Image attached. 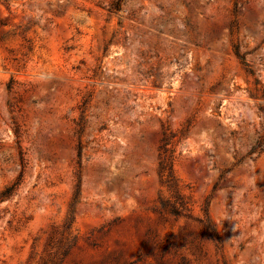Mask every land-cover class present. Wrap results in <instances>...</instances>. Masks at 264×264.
<instances>
[{"label": "rangeland", "instance_id": "374dc122", "mask_svg": "<svg viewBox=\"0 0 264 264\" xmlns=\"http://www.w3.org/2000/svg\"><path fill=\"white\" fill-rule=\"evenodd\" d=\"M0 264H264V0H0Z\"/></svg>", "mask_w": 264, "mask_h": 264}, {"label": "trees", "instance_id": "16d2710c", "mask_svg": "<svg viewBox=\"0 0 264 264\" xmlns=\"http://www.w3.org/2000/svg\"><path fill=\"white\" fill-rule=\"evenodd\" d=\"M18 184H20V181H16L13 184H11L10 186L6 187L5 190L2 192V194H3L2 200L5 198H8L12 194L11 193L12 190L15 189Z\"/></svg>", "mask_w": 264, "mask_h": 264}]
</instances>
